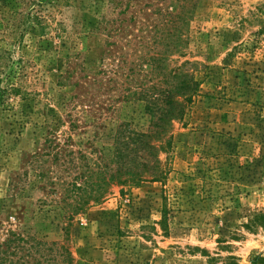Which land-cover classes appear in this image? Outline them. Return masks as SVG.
Segmentation results:
<instances>
[{"label":"rangeland","instance_id":"374dc122","mask_svg":"<svg viewBox=\"0 0 264 264\" xmlns=\"http://www.w3.org/2000/svg\"><path fill=\"white\" fill-rule=\"evenodd\" d=\"M179 4L0 0V264H264V0Z\"/></svg>","mask_w":264,"mask_h":264},{"label":"trees","instance_id":"16d2710c","mask_svg":"<svg viewBox=\"0 0 264 264\" xmlns=\"http://www.w3.org/2000/svg\"><path fill=\"white\" fill-rule=\"evenodd\" d=\"M180 2L179 4V8L180 11L174 15V17H176L178 20H180L181 22L187 23V19L191 13V10H193L196 6H197V1L198 0H178ZM183 26V25H182ZM182 26L179 24H173V31L175 36L179 39V34L182 31ZM175 46H178L179 41L174 43ZM196 85V82L194 81V79H190L189 81L185 80L183 81L182 84H180V87H178L177 89L179 90V88L181 90H179L177 93L178 96H182L184 97L185 101L190 100L191 98V94L194 92V86ZM2 90H0L1 93ZM190 92H192L190 94ZM177 95H175L173 97L172 96H168L167 100H166V105L169 106L168 109H162L160 107H154L152 108V106L150 105V102L147 104V110L149 112V114L152 116V118H155V122L153 123V125H155L156 128V132L157 135H159L160 133H163L162 135L159 136H163L167 129V127H169L171 125V122L175 119H177L180 115L179 111L176 110V107L180 104L179 102V97ZM153 104V103H152ZM176 110V111H175ZM166 127V129H165ZM132 138L130 139L129 138ZM127 137V140L130 141H135V142H139L140 145H146L147 143H145L144 138H146L149 135L146 134H136L134 133L133 135H129ZM159 137V138H161ZM134 142V143H135ZM156 179V177H154ZM127 179H123V182H126ZM96 195L92 196V202L93 203H98L99 201H101L102 199H104L106 197L107 191L104 194L103 192H95ZM89 202L86 200L84 201V204ZM86 209V208H85ZM83 207L77 208V211H82ZM258 219H263L264 220V213L259 215ZM261 227L264 228V223H262L260 225Z\"/></svg>","mask_w":264,"mask_h":264}]
</instances>
